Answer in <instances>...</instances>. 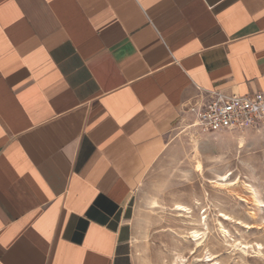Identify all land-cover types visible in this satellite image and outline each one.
Wrapping results in <instances>:
<instances>
[{"label": "crops", "instance_id": "obj_1", "mask_svg": "<svg viewBox=\"0 0 264 264\" xmlns=\"http://www.w3.org/2000/svg\"><path fill=\"white\" fill-rule=\"evenodd\" d=\"M207 91L264 94V0H0V264H140L134 196Z\"/></svg>", "mask_w": 264, "mask_h": 264}, {"label": "rangeland", "instance_id": "obj_2", "mask_svg": "<svg viewBox=\"0 0 264 264\" xmlns=\"http://www.w3.org/2000/svg\"><path fill=\"white\" fill-rule=\"evenodd\" d=\"M168 140L124 230L138 263L264 264V125L218 133L178 125Z\"/></svg>", "mask_w": 264, "mask_h": 264}, {"label": "built area", "instance_id": "obj_3", "mask_svg": "<svg viewBox=\"0 0 264 264\" xmlns=\"http://www.w3.org/2000/svg\"><path fill=\"white\" fill-rule=\"evenodd\" d=\"M204 93V100L189 109L195 115L190 129L218 133L244 131L264 125V94L239 96L220 91Z\"/></svg>", "mask_w": 264, "mask_h": 264}, {"label": "bare ground", "instance_id": "obj_4", "mask_svg": "<svg viewBox=\"0 0 264 264\" xmlns=\"http://www.w3.org/2000/svg\"><path fill=\"white\" fill-rule=\"evenodd\" d=\"M260 201V200H259ZM260 203H262V202H258V205L260 204ZM261 205V204H260ZM175 207L177 208L176 210L177 211H185V210H187L186 209V206H183V205H181V204H179V203H177V204H175ZM175 209V208H174ZM187 211H189V209L187 210ZM205 220V219H204ZM192 235H193V237L195 238V239H197V238H199L200 237V234L198 233V232H193L192 233ZM175 262H177V261H175ZM174 264H179V263H174Z\"/></svg>", "mask_w": 264, "mask_h": 264}]
</instances>
